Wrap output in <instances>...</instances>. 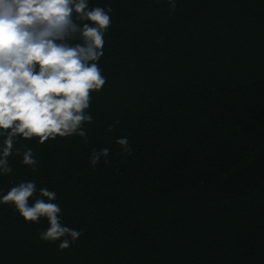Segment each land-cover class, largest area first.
<instances>
[{
  "label": "trees",
  "instance_id": "1",
  "mask_svg": "<svg viewBox=\"0 0 264 264\" xmlns=\"http://www.w3.org/2000/svg\"><path fill=\"white\" fill-rule=\"evenodd\" d=\"M109 5L87 137H18L0 173V197L34 181L81 235L61 249L0 203V264H264V0H89Z\"/></svg>",
  "mask_w": 264,
  "mask_h": 264
},
{
  "label": "clouds",
  "instance_id": "2",
  "mask_svg": "<svg viewBox=\"0 0 264 264\" xmlns=\"http://www.w3.org/2000/svg\"><path fill=\"white\" fill-rule=\"evenodd\" d=\"M168 2L174 11L176 0ZM111 12L110 5L107 10L89 8V0H0V173H11L8 158L18 137L38 138L41 144L57 137H87L84 125L93 122L87 111L92 93L106 83L99 61ZM116 142L131 152L126 137ZM24 148L23 163L35 170L33 150ZM109 152L94 149L90 164L95 167ZM36 193L34 181L21 182L0 197V203L14 204L26 222L46 218L49 227L40 238L60 240L61 249L70 247L81 232L62 224V209L53 202L56 192L40 188L30 204Z\"/></svg>",
  "mask_w": 264,
  "mask_h": 264
}]
</instances>
